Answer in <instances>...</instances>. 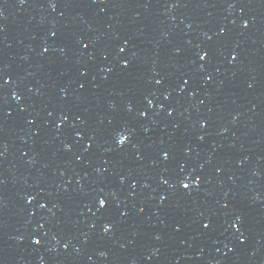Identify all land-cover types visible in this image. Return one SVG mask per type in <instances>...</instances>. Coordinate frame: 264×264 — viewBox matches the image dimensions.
<instances>
[{
	"label": "water",
	"instance_id": "1",
	"mask_svg": "<svg viewBox=\"0 0 264 264\" xmlns=\"http://www.w3.org/2000/svg\"><path fill=\"white\" fill-rule=\"evenodd\" d=\"M0 264H264V0H0Z\"/></svg>",
	"mask_w": 264,
	"mask_h": 264
},
{
	"label": "snow or ice",
	"instance_id": "2",
	"mask_svg": "<svg viewBox=\"0 0 264 264\" xmlns=\"http://www.w3.org/2000/svg\"><path fill=\"white\" fill-rule=\"evenodd\" d=\"M203 58H204V57L202 56L201 59H203ZM126 140H127V137H126V136H123V137L120 139L119 143L122 145V144H124V143L126 142ZM183 187H184V188H188L189 185L185 183V184H183ZM99 203H100L101 207H103V206L105 205V201H104V200H100ZM205 227H207V225H205ZM105 230H106V231L108 230V226H107V225L105 226ZM37 243H39V241H37Z\"/></svg>",
	"mask_w": 264,
	"mask_h": 264
}]
</instances>
